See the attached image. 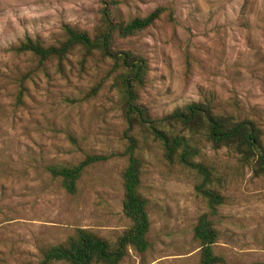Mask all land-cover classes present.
I'll list each match as a JSON object with an SVG mask.
<instances>
[{"label":"rangeland","instance_id":"374dc122","mask_svg":"<svg viewBox=\"0 0 264 264\" xmlns=\"http://www.w3.org/2000/svg\"><path fill=\"white\" fill-rule=\"evenodd\" d=\"M128 22L155 8V22L119 41L148 65L140 92L149 116L208 104L216 113L253 121L264 144V0H114ZM100 0H0V264H38L42 249L75 228L115 240L130 224L122 210L123 152L137 138L141 188L147 199L150 247L130 249L119 264H197L193 239L207 211L194 185L195 170L165 158L161 145L137 122L128 124L114 87L111 62L76 47L44 68L30 54L9 50L25 37L44 46L65 39V27L93 37L101 28ZM31 73L18 100V78ZM196 161L212 170L224 203L212 218L215 254L227 264L264 262V174L227 147L194 139ZM105 160L87 167L68 193L47 166ZM52 264H64L54 262Z\"/></svg>","mask_w":264,"mask_h":264},{"label":"trees","instance_id":"16d2710c","mask_svg":"<svg viewBox=\"0 0 264 264\" xmlns=\"http://www.w3.org/2000/svg\"><path fill=\"white\" fill-rule=\"evenodd\" d=\"M100 1L103 4L102 24L93 37L68 26L64 30L65 39L57 45L44 46L37 40L25 37L10 46L9 50L17 55L30 54L40 68L53 59L61 63L76 47H82L86 55L97 53L110 61L114 87L120 95L128 124L137 122L144 127L159 142L167 160L177 161L198 174L194 189L204 200L207 211L198 217L193 227V239L199 248L197 264H227L224 257L215 254L213 249L218 242L219 232L212 217L224 203V196L221 190L212 186V170L195 160L199 149L193 139L202 135L214 147L230 148L245 160H252L254 171L264 174V144L258 129L251 120L216 113L205 103L185 104L159 120L151 118L140 96L147 82V62L142 56L120 49L118 44L120 40L151 26L165 8L158 7L145 17L123 22L115 16L114 0ZM30 78L29 72L18 78V100H22L27 90L26 81ZM128 139L123 152L127 163L122 172V210L130 221L129 226L113 241L90 228H75L60 242L42 249L38 264H119L130 249L144 252L150 247L147 234L151 223L147 199L141 188L142 163L136 153L137 138L129 136ZM105 159L106 156L102 154H88L78 162L51 164L47 166V171L53 178L60 179L68 193L75 194L77 182L85 169Z\"/></svg>","mask_w":264,"mask_h":264}]
</instances>
